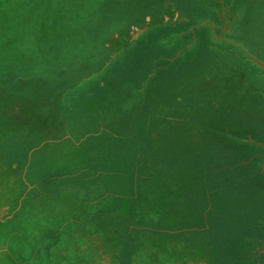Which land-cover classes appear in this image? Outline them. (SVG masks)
I'll list each match as a JSON object with an SVG mask.
<instances>
[{"label": "crops", "instance_id": "1", "mask_svg": "<svg viewBox=\"0 0 264 264\" xmlns=\"http://www.w3.org/2000/svg\"><path fill=\"white\" fill-rule=\"evenodd\" d=\"M192 1L194 3L189 0H107L104 6L117 14V20L112 23L103 22L102 28L107 30L108 37L97 43L93 40L90 50L83 55L78 54V38L63 40L56 32L53 36H49L51 32H44L43 37L36 38L43 42V46L41 52L36 50L33 64H20L35 68L27 69L34 71L28 73L19 67L0 68V75L9 77L7 81L11 80L0 85V100L6 98L7 103L5 108L0 107V115L8 120L6 128L11 133L0 142V189L4 190L3 195H0V227L10 223L15 234L21 236L24 219L29 218V215L24 214H30L22 210L25 202L21 198L35 189L37 183L45 182L49 185H39L42 187L39 190H55L54 185L59 182L60 172L66 173L70 183L75 177L85 174L88 176L81 182H85L89 188L101 187L107 190L109 195L114 196L113 203L128 206L127 209L134 208V211H151L156 216L150 221L151 225L158 226L153 230H167L174 236L181 231L196 229L207 233L208 239L213 233L219 239L198 257V264H207L217 259L213 262L216 264L221 259H228L234 247L236 251L240 247L238 237L235 242L232 241L233 234L239 236L241 233L249 241L250 248L248 246L246 253L250 262L264 264V147L258 146L262 151L256 152L253 146L239 144L241 138L238 135L216 130L213 126L203 128V132H200V124L204 123L199 118L194 123H181L176 132L166 128L170 125L166 119L160 122L151 120L156 114L154 110H158L169 95L168 89L162 87V84L178 74L181 80L192 84L191 90L196 95L192 98L194 94L188 91L189 88L186 90L183 87L182 95L176 98L175 108H188L193 104L208 106L219 112L221 119L226 122H229L226 119L238 115L240 119L244 118L245 130L250 129L247 119L251 125L254 121L264 123L263 83L247 84L242 89L243 97H238L236 91L231 90V84L228 91L219 92V87L222 89V86L228 85V79L231 78L230 74L223 71L217 76L223 75L222 80L221 77L215 79L216 76H213L219 72L214 52L219 49L220 43L228 44L227 40L215 34V29L223 26L221 21L213 23L208 20L200 25L204 29V48L213 55L212 66L206 69L209 62L204 58L199 68H188L190 65L185 52L201 38L193 34V39L184 40L185 35L193 29L190 19L184 20L185 16L191 18V12L198 11H207L215 16L221 10V4H217L216 0H207L203 6L198 0ZM64 4L58 2L54 5L55 9L63 8ZM90 5L86 3L87 11ZM34 6L37 11H46L45 0L27 8ZM126 12L130 13L128 23L120 19ZM155 14L159 15L158 18L163 14H171L173 18L178 16L181 19L156 24L153 22ZM141 22L146 25H139ZM232 22L229 21L227 27ZM39 24L44 30L58 28L57 23L39 21ZM67 25L72 28L70 23ZM162 30H166V36H163ZM126 35L130 36L128 40ZM22 43L25 45V38L0 39V45L11 46L13 51ZM112 44H115L114 48ZM143 46H149L148 52L152 48L154 50L146 54V49L142 51ZM8 52L6 47L5 55ZM131 53H136L134 58ZM113 55H120L119 58L122 56L124 62L125 58H129V62L137 59L141 66L134 69L120 68L119 71L109 69L107 64L112 63L116 57ZM147 55H150L153 62L162 60L164 64H154L152 68L145 69ZM234 57L233 60L242 62L240 55L230 56L231 59ZM175 62L181 65L175 66ZM248 63L245 61L246 65ZM254 63L258 70L253 73L264 75V63ZM204 73L206 77H212L206 78ZM152 76L157 78L150 82ZM117 78H120L119 84ZM33 80L36 81L32 83ZM183 81L178 80L181 83ZM81 113L84 116L78 118L76 115ZM158 122L162 125L166 122L161 132L155 130ZM194 126H197V131L190 132L196 129ZM207 139L213 142L209 146L218 150L219 159L224 150L229 153L228 156L237 160V164L224 170L225 179L222 184L191 183L190 179L193 178L191 173H187L191 167L184 154L193 151L199 160H205L203 151H206ZM62 140L66 145L59 147ZM241 141L245 142L244 139ZM245 150L259 154L254 159V155L248 156L245 153L249 151ZM199 152L203 154L199 155ZM236 152L240 154H233ZM173 157L180 164V167H176V174H182L167 177L166 169L169 166L165 164L173 161ZM171 170H174V166H171ZM153 172L158 176H154ZM8 190L13 193L16 191V194L10 195V198ZM222 199L233 208V214H229L230 219L245 223L243 230L235 228L226 231L220 224L215 225L216 220L219 222L222 216H226L219 206ZM52 204L58 207L55 202ZM20 210L24 218L15 219ZM41 220L44 221V218ZM163 225L165 228L161 227ZM107 234L112 236L111 232ZM223 242H228V246H223ZM29 259L28 255L24 261Z\"/></svg>", "mask_w": 264, "mask_h": 264}, {"label": "rangeland", "instance_id": "2", "mask_svg": "<svg viewBox=\"0 0 264 264\" xmlns=\"http://www.w3.org/2000/svg\"><path fill=\"white\" fill-rule=\"evenodd\" d=\"M41 1L43 0H0V39L6 37H13V39L16 37L19 39L25 38V45L22 43L16 48L13 46V48L17 49H14V51L11 46L0 45V68H5L6 66L8 69L11 67L17 69L19 67V69H23V71L28 73L34 71L27 69L35 68L20 64H33V59L36 58V50L39 49L41 52V46H43V42L36 40V38L43 37L44 32H51L49 36L55 35L56 32L63 40L65 38L69 40L70 37L78 38V54L83 55L87 50H90L93 40L97 43L101 42L103 38L108 37L107 30L105 31L102 28L103 22L109 21L112 23L117 20V14L110 12L104 6L107 0H45V12L41 10L37 11L35 6L34 8H27V6L36 5ZM189 1L194 3L192 0ZM198 1L203 6L207 0ZM211 1L213 2L214 0ZM216 1L217 4H221V10L215 16L207 11H198L191 12V18L186 16L184 18V20L190 19L191 27L193 26L192 31L185 35L184 40L193 39V34H195L194 37L201 38L199 42L196 40L195 44L189 46L185 52L187 63L190 65L188 68H199L204 58L206 62H209V66L207 65L206 69L212 66L213 55L209 54L204 48V29L200 25L208 20L213 23L221 21L223 26L217 27L215 34L216 37L227 40L228 44L220 43L219 49L214 52L217 55L218 66L216 69L219 72L213 76H216L215 79L221 77L220 79L222 80L223 75L217 77L220 72L223 71L226 74H230L231 78L228 79V85L222 86V89L219 87V92L220 90L228 91L230 89L229 84H231V90L234 89L238 97H243L242 89L247 84L255 82L264 84V75L253 73L258 70L254 61L264 63V0ZM58 2H65L64 7L55 9L54 5ZM86 3L93 5V7L90 5L88 11L86 10ZM159 3L162 4L163 2ZM192 10L194 11L195 9ZM128 15H130L129 12L122 14L123 17L120 18L122 19L121 22L125 21V23H128ZM158 16V14L154 15L153 22H156V24L181 19L178 16L176 19L173 18L171 14H163L159 18ZM39 21L57 23L56 26L58 28L56 30L53 28L44 30L40 27L42 25L39 24ZM229 21L233 22L227 27ZM67 23H70L72 28H69ZM139 25L146 24L141 22ZM220 25L222 24L220 23ZM220 25L216 24V26ZM162 32L163 36H166V30H162ZM129 37V35H126V40ZM39 42L40 46L38 45ZM6 47L7 50L9 49L8 54H6L9 58L5 55ZM111 47L114 48L115 44H112ZM145 49L146 54L152 53L154 50L152 48L148 52L149 46H143L142 51H145ZM22 50H24L23 54ZM32 50L35 51L32 52ZM100 50L102 49L100 48ZM40 54L38 56L41 57ZM135 54L131 53L132 58H134ZM246 54L248 57H246ZM231 55H240L242 62L233 60L236 57L231 59ZM113 56H116L115 59L112 63L107 64L109 69L119 71L120 68L134 69L141 66L137 59L130 60L129 62L127 60L129 58H125L124 62L122 56L121 58H119L120 55ZM147 56L145 69L152 68L154 64H164L162 60L153 62V60H150V55ZM252 59L254 60L252 61ZM245 61H249L250 64L246 65ZM174 65L180 66L181 64L180 62H175ZM17 72L19 73V70ZM204 76L206 77L205 73ZM211 77L209 75L206 78ZM8 78L0 75V85L5 83ZM152 78L150 82L154 81L157 77L152 76ZM181 79L180 75L175 74L165 84H162V87L168 89L169 95L161 103V106L159 105L158 110H154L156 114L153 115L151 120L156 122L157 120L166 119V122L169 121L170 125L166 127V122L162 125L159 121V125L155 126L157 132H161L164 127L168 130L174 129V132H176L179 131L181 123L184 124L188 121L194 123L199 118L200 122L204 123V125L200 124V132H203V128L213 126L216 130L221 129L225 133L233 134V136L238 135L241 140L244 139L245 142L240 140L239 144L253 146L257 150L256 152L262 151V148L258 147H264V123L261 121H254L251 125L248 124L249 120L247 119V126L250 129L245 130L243 128V124H245L244 118L240 119L238 115L235 118L233 116L230 119H226L229 121L226 122L221 119L219 112L208 108V106L203 107L193 104V106L189 105L188 108L181 106L179 107L180 109L177 108L178 106L175 108L176 98L182 95L181 91H183V87L186 90L189 88L188 91L194 94L192 92L194 90H191L192 87H190L192 84ZM178 80L183 81V83L178 82ZM229 80L231 83H229ZM8 81L10 82L11 80ZM35 81L33 80L32 83ZM117 81L119 84L120 78H117ZM214 81L217 85H220L216 80ZM207 84L210 85L208 82ZM202 89L206 92L204 86H202ZM0 102H3L0 107L5 108L7 105L6 98L1 99ZM204 104H206V101ZM238 111L241 112L240 109ZM76 116L81 118L84 115L81 113V115ZM0 124V131L4 128L0 132V142H3L5 136L11 133L6 128L8 120L1 115ZM194 128L196 129H191L190 132H196L197 126H194ZM3 131L5 133L1 134ZM207 132L204 131L206 134ZM208 133L210 134V132ZM241 135L243 136L241 137ZM212 143V141L208 142V139L205 143L206 151H203L206 155L205 160H199L193 151L184 154V156L187 155V160L189 159L187 164L191 167V171L187 173H191V178L194 179H190L191 183L199 184V182H205V184H212L215 182L216 184H222L225 179L224 170L231 165L237 164V160L234 157L228 156L229 153L224 150H222L224 154L219 159L217 157L218 150L209 146ZM64 145L66 143L63 140L58 144L59 147ZM202 154V152H199V155ZM233 154L239 155L240 153L236 152ZM245 154H248V156L253 154L255 159L259 153L256 155L254 151L250 150ZM173 159V161L165 164V166H169L166 169L165 176L167 177H176L182 174H176V167H180V164H178L174 157ZM171 166H174V170H171ZM198 170L202 173H196L199 172ZM152 174L154 176L157 175L155 172ZM58 176L61 177L58 180V184L54 185L55 190H39L42 188L39 185H46V187L49 185L45 182L34 183L36 184L35 189H31V192L25 198H21L24 199L22 202H25V205L22 209L21 204L20 208L30 213L24 214V216L29 215V218L27 220L24 219L25 225L21 236L15 234V230L9 226L10 223L1 225L0 264H198L196 261L198 257L202 256L203 252L208 250V246L219 239L213 233L212 237L208 239L207 233H201L202 230L198 231L196 229L181 231L174 236L169 234L167 230H153L158 226L151 225L150 221H153L152 218H156L151 211H143V209L134 211V208L127 209L128 206L113 203L114 196L109 195L107 190L101 187L89 188L85 182H81L88 175L77 176L74 180H71L73 181L71 183L68 181L69 179L65 172H60ZM50 183L53 184V182ZM7 192L9 193L8 196L16 194V191L13 193L11 190H8ZM3 193L4 190L0 189V195H3ZM11 196L10 198H12ZM53 202L58 207H55L52 204ZM219 206L226 213V216H222L221 219L218 218L220 220L219 222L216 220L215 225L220 224L222 229L226 231L235 228L244 229L245 223L234 222L230 219L231 216L229 214H233V208L226 204L225 199H222ZM130 209H133V211ZM18 218L21 220L24 218L21 210L18 215H15V219ZM42 218H44V221L41 220ZM160 219L163 220L162 218ZM161 227L165 228L164 225ZM110 232L112 234L111 237L107 234ZM196 233L198 237H196ZM209 235L210 233L208 232ZM236 237H238L237 243L240 247L236 248L237 251L234 247L233 253L229 255L228 259L216 261L218 262L216 264H253L246 253L248 246L250 248L247 236L244 233L239 234V236L233 234L232 241L235 242ZM222 245L228 246V242H223ZM251 252L249 253L250 255ZM28 255L30 257L29 261H24ZM214 260L217 259H213L207 264H215L213 263Z\"/></svg>", "mask_w": 264, "mask_h": 264}]
</instances>
